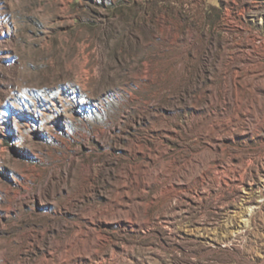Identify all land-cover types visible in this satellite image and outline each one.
<instances>
[{
  "label": "rangeland",
  "instance_id": "obj_1",
  "mask_svg": "<svg viewBox=\"0 0 264 264\" xmlns=\"http://www.w3.org/2000/svg\"><path fill=\"white\" fill-rule=\"evenodd\" d=\"M0 264H264V0H0Z\"/></svg>",
  "mask_w": 264,
  "mask_h": 264
}]
</instances>
